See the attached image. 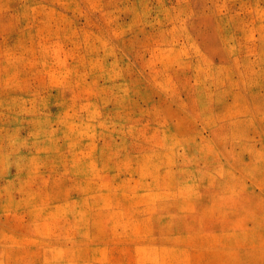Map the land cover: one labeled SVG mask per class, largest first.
Listing matches in <instances>:
<instances>
[{"label": "rangeland", "instance_id": "1", "mask_svg": "<svg viewBox=\"0 0 264 264\" xmlns=\"http://www.w3.org/2000/svg\"><path fill=\"white\" fill-rule=\"evenodd\" d=\"M0 264H264V0H0Z\"/></svg>", "mask_w": 264, "mask_h": 264}]
</instances>
